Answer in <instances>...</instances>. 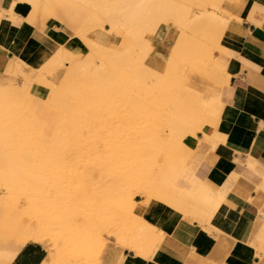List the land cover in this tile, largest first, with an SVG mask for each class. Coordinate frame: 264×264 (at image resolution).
Returning <instances> with one entry per match:
<instances>
[{"label": "rangeland", "instance_id": "rangeland-1", "mask_svg": "<svg viewBox=\"0 0 264 264\" xmlns=\"http://www.w3.org/2000/svg\"><path fill=\"white\" fill-rule=\"evenodd\" d=\"M86 1L81 6L99 20L78 36L80 52L63 47L45 73L19 75L18 84L0 79V243L32 234L50 244L51 264H97L103 244L131 247L125 236L144 250L153 230L135 216L136 197L169 200L197 221L208 209L205 196L180 199L160 178L168 176L171 152L189 160L203 119L217 111L219 99L204 96L222 88L207 78L219 80L215 54L231 0ZM105 10L116 26L105 23ZM161 25L171 29L169 52L158 61ZM98 29L117 36L115 49L96 47ZM25 87L61 112L49 137L24 109ZM9 258L0 250V264Z\"/></svg>", "mask_w": 264, "mask_h": 264}, {"label": "crops", "instance_id": "crops-1", "mask_svg": "<svg viewBox=\"0 0 264 264\" xmlns=\"http://www.w3.org/2000/svg\"><path fill=\"white\" fill-rule=\"evenodd\" d=\"M87 3L0 0V79L18 84L19 75L40 67L37 73H45V65L63 47L80 52L84 42L78 36L92 32L99 20L97 13L81 6ZM225 9L229 16L224 17L226 26L215 54L219 80L207 78L222 88L204 96L219 99L217 111L203 119L191 141L189 160L185 154L171 152L168 176L160 178L173 186L180 199L205 196L208 209L201 207V221H197L169 200L136 197L135 216L153 230L148 244L144 250L137 249V243L129 247L118 242L122 248L103 244L97 264H264V0H231ZM108 21L105 16L110 25ZM170 29L161 25L155 33L158 61L169 52L164 48L169 47ZM107 31L91 34L99 42L97 48L115 49L117 36ZM54 72L52 80L57 82L62 72ZM26 91L25 87L20 93L24 109L49 137L50 120L61 112L43 95ZM0 250L10 255L3 264L53 261L50 244L32 234L11 235L0 243Z\"/></svg>", "mask_w": 264, "mask_h": 264}, {"label": "bare ground", "instance_id": "bare-ground-1", "mask_svg": "<svg viewBox=\"0 0 264 264\" xmlns=\"http://www.w3.org/2000/svg\"><path fill=\"white\" fill-rule=\"evenodd\" d=\"M114 1H115V0H114ZM123 1H124V0H123ZM123 1H122V2H123ZM156 1H158L159 6H161L160 3H159L160 0H156ZM164 1H165V0H164ZM171 1H172V0H171ZM115 2H117V1H115ZM107 3H108V4H111V3H109V2H107ZM112 3H113V2H112ZM165 3H167V2H165ZM124 4H125V3H124ZM167 4L169 5V3H167ZM119 5H120V4H119ZM105 6H106V5H105ZM108 6H110V8L113 7V5H108ZM117 6H118V5H117ZM129 6H130V5H129ZM131 6H132V5H131ZM131 6H130V7H131ZM176 6H177V5H176ZM178 6H179V5H178ZM103 7H104V6H103ZM127 7H128V6H127ZM172 7H174V6H172ZM172 7H169L170 9L168 8L169 11L171 10ZM179 7H180V6H179ZM105 8H107V6H106ZM105 8H104V9H105ZM110 8H109V9H110ZM121 8H123V6H122ZM104 9H102V10H104ZM123 9H124V8H123ZM123 9H122V10H123ZM126 9H127V8H126ZM126 9H124V10H126ZM133 9H134V8H132V10H133ZM162 9H163V8H162ZM119 10H120V9H119ZM124 10H123V11H124ZM173 10H174V9H173ZM176 10H177V9H176ZM180 10H183V9L180 8ZM100 11H101V10H100ZM105 11H106V10H105ZM110 11H111V10H110ZM120 11H121V10H120ZM130 11H131V10H130ZM130 11H129V12H130ZM163 11H164V10H163ZM111 12H112V11H111ZM113 12H114V11H113ZM115 12H116V11H115ZM115 12H114V13H115ZM117 12H118V10H117ZM125 12H126V11H125ZM105 14H106V18H108L109 21L112 23V26H113V25L116 26V24H117L116 20H115L113 17H111V16L109 15L108 11H106ZM112 14H113V13H112ZM129 14H130V13H129ZM129 14H128V16H129ZM123 16H124V15H123ZM95 18H96V17H95ZM119 18H120V17H118V19H119ZM121 18H122V16H121ZM182 20H183V19H182ZM109 21H108V22H109ZM118 22H119V21H118ZM101 27H102V26H101ZM132 27H133V26H132ZM99 48H100V47H99ZM101 48H102V47H101ZM86 68H87V67H86ZM1 83H2V82H1ZM68 83H69V82H68ZM0 87H1V86H0ZM0 97H1V96H0ZM84 99H85V98H84ZM82 100H83V99H82ZM0 107L2 108L3 106L1 105ZM0 110H1V109H0ZM8 111H9V110H8ZM9 112H10V111H9ZM11 112H12V111H11ZM30 128H31V127H30ZM1 139H2V137H1ZM135 227H136V225H135ZM137 227H139V226H137ZM124 231H125V230H124ZM126 231H127V230H126ZM27 234H28V233H27ZM36 235H37V234H36ZM35 237H36V236H35ZM38 238H40V236H39ZM125 239L129 240V241H126V242L129 243V244H131V247H134V246L132 245V241H133V240H132L131 237L129 238V237L125 236ZM98 243H99V242H98ZM90 246H91V245H90ZM136 247H137V246H136ZM97 253H98V252H97Z\"/></svg>", "mask_w": 264, "mask_h": 264}]
</instances>
